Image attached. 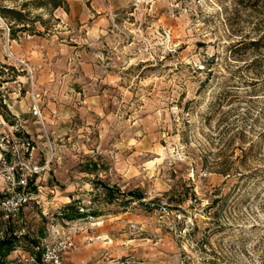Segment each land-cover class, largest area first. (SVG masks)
Returning a JSON list of instances; mask_svg holds the SVG:
<instances>
[{"label": "rangeland", "instance_id": "1", "mask_svg": "<svg viewBox=\"0 0 264 264\" xmlns=\"http://www.w3.org/2000/svg\"><path fill=\"white\" fill-rule=\"evenodd\" d=\"M65 1L0 15V121L49 160L33 87L53 147L6 255L71 234L64 264H264V0Z\"/></svg>", "mask_w": 264, "mask_h": 264}, {"label": "built area", "instance_id": "2", "mask_svg": "<svg viewBox=\"0 0 264 264\" xmlns=\"http://www.w3.org/2000/svg\"><path fill=\"white\" fill-rule=\"evenodd\" d=\"M9 53L12 55L10 50ZM24 66L32 80L30 66L25 62ZM29 93L30 112L43 129V136L50 149V157L44 165L37 164L34 160L35 146L31 141L7 128L3 120L0 121V243L5 239L4 235L10 223L19 218L23 207L31 200H35L40 188L36 180L40 178V172L45 169L53 154L50 135L45 128L40 109V95L33 87ZM101 190L102 188L99 187V191ZM149 205L166 208L164 201L160 204L150 202ZM75 248L76 243L72 235L66 234L62 237L57 236L51 241L33 244L28 252H19L13 256L0 253V264H64L61 252Z\"/></svg>", "mask_w": 264, "mask_h": 264}, {"label": "trees", "instance_id": "3", "mask_svg": "<svg viewBox=\"0 0 264 264\" xmlns=\"http://www.w3.org/2000/svg\"><path fill=\"white\" fill-rule=\"evenodd\" d=\"M11 2L14 3L13 6H7L4 5L2 2ZM16 0H0V15L8 20L9 23V29L11 34H13L14 29L10 22L14 21L15 24L21 25V29L26 30L28 29L26 27L27 23L24 22V18L27 15L23 12V10L27 9L29 5H32L36 8H45L47 10H52L57 7H63L66 8V1L65 0H24L20 2L18 5L15 4ZM18 6V8H17ZM258 40L251 41V44H256ZM106 193L111 196L112 195V189L104 186ZM125 196H128L129 198L139 200L142 197V193L139 191H127L125 193ZM124 195V193H123ZM68 210V208H67ZM84 213L79 212L78 209H75L72 213H63V215L67 219H73L76 217L83 216ZM32 243L34 241H31ZM13 248V239L11 237H7L3 239L0 243V253L6 254Z\"/></svg>", "mask_w": 264, "mask_h": 264}, {"label": "bare ground", "instance_id": "4", "mask_svg": "<svg viewBox=\"0 0 264 264\" xmlns=\"http://www.w3.org/2000/svg\"><path fill=\"white\" fill-rule=\"evenodd\" d=\"M99 220H100V219H99ZM99 220H98V221H99ZM98 221H97L96 223H100V222H101V221H99V222H98Z\"/></svg>", "mask_w": 264, "mask_h": 264}, {"label": "crops", "instance_id": "5", "mask_svg": "<svg viewBox=\"0 0 264 264\" xmlns=\"http://www.w3.org/2000/svg\"><path fill=\"white\" fill-rule=\"evenodd\" d=\"M71 2H73V0H70ZM33 117V116H32Z\"/></svg>", "mask_w": 264, "mask_h": 264}]
</instances>
